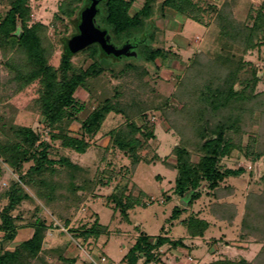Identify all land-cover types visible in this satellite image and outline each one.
Masks as SVG:
<instances>
[{
  "label": "rangeland",
  "instance_id": "rangeland-1",
  "mask_svg": "<svg viewBox=\"0 0 264 264\" xmlns=\"http://www.w3.org/2000/svg\"><path fill=\"white\" fill-rule=\"evenodd\" d=\"M61 1L30 0V23L46 25V45L54 66L59 65L65 44L73 43L81 34L85 10L90 6L80 9L79 16L76 12L72 18L56 19ZM102 1L97 0L94 25L107 31L108 46L124 50L119 54L109 53L107 46L102 47L96 41L90 45L98 44L107 57L101 54L92 57L85 51L86 47L76 51L72 61L77 68H87L97 60L103 71L89 78L88 89L77 90L75 96L88 102V106L64 125H68L70 134L80 137L81 121L92 110L94 102L119 93L127 116L139 125L146 123L154 137L144 142L140 150L142 160L134 167L132 159L112 145L109 134L110 130L125 124L126 116L111 113L98 134L90 139L91 145L85 153L64 147L44 129L36 102L38 84L19 90L12 81L13 73L5 64L16 55L11 51L5 56L0 47V115L3 120L8 125L30 126L41 132L42 139L51 144L50 157H68L83 167L80 171L72 169V178L70 168L56 166V173L49 179L58 183L59 196L51 205H47L35 189L26 187L34 198L21 203L14 215L19 217V225L27 226L20 228L16 239L5 247L13 249L31 237L33 228L28 225L37 217H43L49 229L40 259H34V264H71L65 258L77 260L76 264H121L141 231L184 239L187 248L165 245L159 250L161 264L209 263L220 258H246L253 264H264V34L254 38L261 40V45L243 52L244 33L252 27L257 11L264 7V0H196L204 9L198 13L197 21L169 7L162 10V0H157L154 13L144 27L121 43L103 26L99 7ZM144 2L135 0L132 12ZM9 3L10 0H0V16L6 13ZM226 17L241 27V35L236 39L221 34V24ZM146 44L164 48L171 55L166 61L157 58L146 62L141 51ZM219 57H229L234 62L224 68L219 66ZM240 58L245 60L246 66L240 72L235 89H243L255 69L259 82L254 89L252 84L248 88L251 95L248 100L214 109L201 92L207 84L212 88L220 86L228 69ZM222 120L234 121L235 126L228 131V136L236 148L223 157L220 164L222 168L242 167L245 172L225 179L215 190H209L203 183L202 197L189 205L188 196L174 193L177 172L169 164L176 162L175 147L186 146L192 160L198 161L203 154L200 149L203 139L209 138ZM31 164L27 163L25 169ZM17 178L18 174L2 163L0 191ZM73 179L78 186L76 195L69 188ZM124 185L127 192L142 197L146 206L130 210V222L124 220L114 208V202L108 199L117 186ZM6 203V200L1 202L0 212ZM175 206L184 210L178 219L170 220ZM191 215L210 222L204 236L188 235L182 220ZM96 220L101 230L106 227L101 236L85 239L75 235ZM2 238L0 231V245ZM138 264L145 263L140 259Z\"/></svg>",
  "mask_w": 264,
  "mask_h": 264
},
{
  "label": "trees",
  "instance_id": "trees-1",
  "mask_svg": "<svg viewBox=\"0 0 264 264\" xmlns=\"http://www.w3.org/2000/svg\"><path fill=\"white\" fill-rule=\"evenodd\" d=\"M157 0H145L142 7L132 12L135 0H104L99 7L102 12V22L108 28L113 38L120 43L133 32L140 31L146 21L154 13V5ZM93 0H62L59 4L56 19L68 17L72 18L76 12L91 5ZM169 7L174 9L179 15L192 20H199L200 12L204 11L196 0H162L161 9ZM32 8L30 0H10L9 8L3 16H0V47L3 55L7 56L13 51L15 58L8 59L5 64L13 73L12 81L17 84L19 90L30 84H38V94L36 102L39 106L44 129L55 140H60L61 144L79 153H85L90 147V139L98 134L111 113L126 116L125 124L109 131L112 145L123 151L132 159L133 166L136 167L142 157L140 150L146 140L154 137V133L146 123L139 125L128 115L123 103L120 101L119 93L113 97H105L94 102V107L81 121L82 135L75 136L68 132L65 121L71 122L77 115L84 111L88 102L80 101L75 93L81 87L88 89V80L92 76H97L103 71V67L95 60L87 68H77L72 61L76 51H73L70 44H65L64 52L61 55L60 63L54 66L50 62V52L46 45L45 30L46 25L42 22L30 23ZM227 18V17H226ZM241 31L232 19L227 18L221 24V34L233 39ZM264 34V7L257 11L252 27L244 33L243 52L261 45V40L256 41L255 36ZM243 35V34H242ZM153 36V34H152ZM92 57L97 54L106 56L98 44L86 47ZM142 55L146 62H154L157 58L163 61L168 60L171 53L161 47H151V44L142 45ZM176 56V55H175ZM107 57V56H106ZM221 58V57H219ZM219 66L226 68L233 64L232 58L223 57L218 60ZM236 65L226 73L220 86L212 88L206 85L201 95L209 99L214 109L225 108L231 102L242 103L250 98L247 91L254 89L260 77L255 70L252 71V79L247 81L246 86L241 90L235 89V84L239 81L240 72L245 70L246 62L243 58L238 59ZM211 82V81H210ZM235 126L234 121L222 120L216 124L212 130V135L203 139L200 146L203 154L198 161H193L190 150L184 145L175 147L176 162L169 166L176 170L174 193L178 196H188V204L192 205L202 197V186L206 183L209 190H215L229 177H238L245 172L242 167L222 168L220 162L223 157L229 156L236 148V144L228 131ZM203 137V135H202ZM51 144L42 139V133L30 126L8 125L0 115V173L2 163L8 165L14 173L18 174L17 179H12L10 184L0 191V204L3 200L7 203L0 212V231L3 233L0 245V264H34V259H40L43 249L46 231L49 225L45 218L37 217L30 226L33 228L31 237L18 243L13 249L6 248L5 245L13 242L19 229L27 225H19L15 210L26 200L34 197L28 192L26 187L35 189L37 195L42 198L47 205H51L58 198V183L52 181V174L56 173V166H67L71 170H82L83 167L73 162L68 157L55 159L50 157ZM247 153V152H246ZM32 164L25 169L27 163ZM70 176L74 178V172ZM69 188L76 195L78 186L75 181H70ZM146 194L145 191L141 192ZM108 199L115 204V209L119 210L126 222H130L129 211L137 206H145L142 197L135 196L127 192V186L116 187L115 191L108 196ZM184 209L175 206L172 210L170 220L180 217ZM189 236H204L210 227V222L198 215H191L182 220ZM98 220L90 227H84L76 236H83L85 239L99 237L106 227L100 229ZM164 226L162 230L164 231ZM187 248L183 238L172 239L165 234L151 235L146 231H141L135 242L124 254L121 264H138L143 259L145 264H161L159 250L165 246ZM158 251V252H157ZM42 260V259H41ZM65 260L71 264H76L77 260ZM198 264H253L246 258L233 260L230 258H220L209 263Z\"/></svg>",
  "mask_w": 264,
  "mask_h": 264
},
{
  "label": "water",
  "instance_id": "water-1",
  "mask_svg": "<svg viewBox=\"0 0 264 264\" xmlns=\"http://www.w3.org/2000/svg\"><path fill=\"white\" fill-rule=\"evenodd\" d=\"M96 4L97 0H93L92 4L88 8H86L84 19L81 25V34L75 37V41L70 44V47L73 51H78L87 47L91 43L98 41L102 47L106 48L107 46V52L119 54L124 50V48L117 49L115 47L111 48V45L108 46L107 42L110 38L107 35V31H102L94 25L93 17L97 11ZM109 47L111 49H109Z\"/></svg>",
  "mask_w": 264,
  "mask_h": 264
}]
</instances>
